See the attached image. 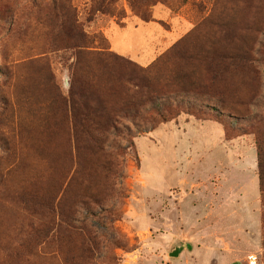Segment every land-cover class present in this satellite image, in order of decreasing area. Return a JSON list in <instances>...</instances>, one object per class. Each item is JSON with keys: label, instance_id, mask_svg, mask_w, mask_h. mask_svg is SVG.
<instances>
[{"label": "rangeland", "instance_id": "374dc122", "mask_svg": "<svg viewBox=\"0 0 264 264\" xmlns=\"http://www.w3.org/2000/svg\"><path fill=\"white\" fill-rule=\"evenodd\" d=\"M254 104L264 0H0V264H264Z\"/></svg>", "mask_w": 264, "mask_h": 264}, {"label": "trees", "instance_id": "16d2710c", "mask_svg": "<svg viewBox=\"0 0 264 264\" xmlns=\"http://www.w3.org/2000/svg\"><path fill=\"white\" fill-rule=\"evenodd\" d=\"M91 42L89 41V38L86 40V44L84 47H90L89 45ZM121 64L127 68H136V65L122 60ZM147 68L140 69V72L145 74L147 72ZM256 108L262 107V110L260 112H255L251 116V121L253 122V126L251 128L252 133L254 135L255 139V147H256V158H257V178H258V187L259 191L262 195H264V106H259L258 104H254ZM228 110V109H227ZM106 121L103 124V129L105 130L109 124Z\"/></svg>", "mask_w": 264, "mask_h": 264}, {"label": "crops", "instance_id": "0c3cea01", "mask_svg": "<svg viewBox=\"0 0 264 264\" xmlns=\"http://www.w3.org/2000/svg\"><path fill=\"white\" fill-rule=\"evenodd\" d=\"M224 264H248L244 258H230L224 261Z\"/></svg>", "mask_w": 264, "mask_h": 264}, {"label": "water", "instance_id": "95a60500", "mask_svg": "<svg viewBox=\"0 0 264 264\" xmlns=\"http://www.w3.org/2000/svg\"><path fill=\"white\" fill-rule=\"evenodd\" d=\"M186 244L175 246L174 249L169 253L170 256L175 257L182 251L183 248H186Z\"/></svg>", "mask_w": 264, "mask_h": 264}, {"label": "built area", "instance_id": "2783aa9c", "mask_svg": "<svg viewBox=\"0 0 264 264\" xmlns=\"http://www.w3.org/2000/svg\"><path fill=\"white\" fill-rule=\"evenodd\" d=\"M248 261H249V264H256V259L254 256H249Z\"/></svg>", "mask_w": 264, "mask_h": 264}]
</instances>
